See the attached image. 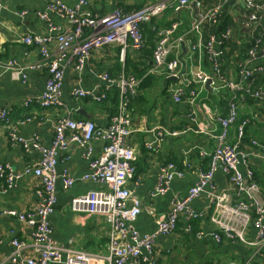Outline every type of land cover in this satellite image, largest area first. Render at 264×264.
I'll return each mask as SVG.
<instances>
[{
	"label": "built area",
	"instance_id": "built-area-1",
	"mask_svg": "<svg viewBox=\"0 0 264 264\" xmlns=\"http://www.w3.org/2000/svg\"><path fill=\"white\" fill-rule=\"evenodd\" d=\"M78 1V5L87 4V0ZM231 3L239 10L238 18L243 32L260 25L261 15H264V0H216L210 5H206L203 0H161L127 12L117 8L104 15L81 12L78 6L71 8L53 1L47 3L45 12L36 13L39 19L45 21L49 12L54 13L66 21V26L60 28L49 24L48 36L23 37L25 44L36 43L41 56L47 61L44 89L35 98H27L25 106L33 102L44 109L62 106L61 83L66 68L73 67L80 71L93 50L111 44L121 46V57L127 45L140 51L145 41L141 32L142 25L153 22L169 7L173 11L186 8L192 10L190 32L194 35V42L190 44L189 50L191 54L197 55L198 61L206 57L210 67V73L197 71L190 77L184 76L178 55L183 38L175 36L179 22L173 20L167 26L157 29L151 51L153 70L176 79L182 77L184 80L183 85H176L171 89L172 99L181 102L184 98L188 104H192L196 89L190 85L198 81L202 86L207 79L211 80V86L226 87L229 97L225 113L218 116L219 128L214 135V146L208 153V167L197 171L196 181L186 193L171 200L168 210L158 216L155 229L149 233L139 232L133 227L141 211V202L127 188L128 181L135 173L136 159L133 148L126 143L132 130L129 96L136 93L139 78L132 74H123L116 79L108 77L106 73L100 75L102 80L116 89L118 95L117 111L109 117L105 126H97L90 119L60 117L54 122L52 140L48 146L37 136L21 137L16 131L9 129L11 145L20 146L26 153L36 152L39 158L19 172L14 171L8 163L0 162V180L9 188L23 177L32 176L40 181L41 187L36 192L37 204L34 208L23 212L0 210V214L14 216L30 228L28 241L19 238L11 240L12 251L8 256V264H156V238L170 235L180 221L187 232H193V222L199 214L190 205L201 195H205L211 204L208 219L214 241L237 242L251 249L244 261L238 263L229 260L225 264H252L255 260L264 264L263 190L255 180L250 162L251 158L264 161V140L256 137L246 139L245 128L254 119L239 117V103L246 97L264 100V90L255 89L248 83L264 71V30L253 38L252 45L247 48L244 58L238 64V79H231L221 72L225 63L222 51L225 42L234 36L232 30L226 28L204 35L206 25H214L216 29L220 27L219 18L223 9ZM50 44H53L52 50L49 48ZM5 67L13 79L24 82L27 79V69L35 66L15 67L9 61ZM74 94L85 98L88 93L75 90ZM93 98L100 102L105 98V92ZM191 119L194 120L193 117ZM10 123L8 110L0 107V126L8 127ZM188 129L190 128L162 130L157 127L153 129L154 139L146 141L145 147L152 150L165 136H177ZM94 140H100L102 147L100 153L89 160L90 174L86 179L100 187L72 196L70 209L104 218L108 238L104 254L63 248L51 237L50 214L57 203V158L67 150L70 143L82 147L86 157H89L92 153L91 142ZM218 168L228 181V187L220 193L216 192L213 182ZM186 173L183 167L180 168L174 162L162 164L156 177V193L164 195L171 181ZM60 178L63 189H68L73 180L67 168L62 170ZM135 184H138V179ZM251 226L255 230L254 238L247 235ZM25 248H29L33 255L25 256Z\"/></svg>",
	"mask_w": 264,
	"mask_h": 264
},
{
	"label": "crops",
	"instance_id": "crops-1",
	"mask_svg": "<svg viewBox=\"0 0 264 264\" xmlns=\"http://www.w3.org/2000/svg\"><path fill=\"white\" fill-rule=\"evenodd\" d=\"M53 1L71 8L78 6L81 12L90 11L104 15L117 8L134 10L161 0H87L86 5H78V0H0V107L8 110L11 120L8 127L0 126V162L8 163L14 171L19 172L39 158L36 152L26 153L20 146L11 145L8 138L9 129L16 131L21 137L37 136L48 146L52 140L54 122L60 117L90 119L97 126H105L115 111L113 101L115 96L118 99V95L115 88L100 78L101 74L106 73L114 79L123 74H132L139 78L140 82L142 78L147 77L144 84H139L132 102V130L126 138V143L133 148L136 159L135 173L128 181L127 188L137 195L141 202V211L133 227L142 233L152 232L158 216L168 210L171 200L186 193L196 181L197 171L208 167V153L214 146V135L219 128L218 116L225 113L229 91L221 85H210L211 88L207 89L204 84L200 86L198 81H195L196 95L193 103L188 104L184 98L181 102H175L171 97V89L184 84L182 77L176 79L163 72L154 71L151 56L147 57L142 51L141 53L134 50L129 45L124 48L121 57V46L111 44L93 50L80 71L73 67L64 70L61 83L62 106L44 109L34 102L25 106L27 98H35L44 89L47 61L41 56L36 43L28 45L22 40L27 35L48 36L49 24L60 28L66 26L63 18L51 12L48 13L47 21L37 17L36 13L45 12L47 3ZM203 2L210 5L216 0ZM23 11L26 13L23 14ZM238 12L233 3L227 5L226 14L230 17L238 19ZM173 20L179 22L175 36L183 38L178 55L184 76L190 77L197 71L210 73L206 57L198 61L197 55L191 54L189 50L190 44L194 42V35L190 32L191 9L173 11L171 7L167 8L153 22L142 25L144 39L149 26L154 29L158 25L159 29ZM205 32L204 30L206 36ZM246 37H249L248 33L240 29V33H234L231 41L237 42L241 47L242 42H246ZM240 47L225 58L222 66L223 74L231 79H238L236 68L246 53H240ZM49 48L52 50L53 44H50ZM9 61H12L15 67H35L27 69V79L22 82L10 76L5 67ZM262 65L264 67V61ZM141 69L142 74L135 75V72ZM248 83L255 89L264 90V71ZM75 90L88 94L85 98H79L74 94ZM104 92L105 98L102 101L97 102L93 98ZM239 117L254 119L245 128L246 139L256 137L264 140V100L246 97L239 103ZM157 127L162 130L190 129L177 136L167 135L160 144L155 145L152 150H147L145 143L154 139L153 129ZM91 146L92 153L86 157L82 147L70 143L67 150L57 158V203L50 214L51 237L63 248L104 254L108 241L104 218L70 209L72 196L100 187L86 179L90 174L89 160L100 153L102 142L94 140ZM67 157L68 160H65ZM168 161L183 167L187 173L181 178L173 179L168 191L164 195H158L155 191L156 177L159 167ZM250 162L263 190L264 199V161L251 158ZM64 168L69 170L73 180L68 189H63L60 178ZM137 179L138 184H135ZM213 182L217 193L228 187L227 178L219 168L214 173ZM40 187V181L32 176L23 177L15 186L9 188L0 180V210L13 209L23 212L34 208L37 204L36 192ZM190 207L199 214L194 221L193 232H187L180 221L170 235L157 237L154 242L156 264H225L229 260L239 263L250 255L251 249L243 244L214 241L208 219L211 204L205 195L195 198ZM29 233L30 228L19 222L16 217L0 214V264H8V256L12 251L11 240L19 238L28 241ZM247 235L250 238L255 237L252 226ZM23 254L33 255L29 248H25Z\"/></svg>",
	"mask_w": 264,
	"mask_h": 264
},
{
	"label": "trees",
	"instance_id": "trees-1",
	"mask_svg": "<svg viewBox=\"0 0 264 264\" xmlns=\"http://www.w3.org/2000/svg\"><path fill=\"white\" fill-rule=\"evenodd\" d=\"M226 8H227V6L224 7L222 16L219 18L220 27L218 29H216L214 25H206L205 28H204V30L206 31L205 32L206 34L220 32V31H223L226 28L231 29L233 34L234 33L235 34L240 33V29H239L240 28V20H239V18L238 19H236V18L234 19L233 17H230L229 15H227L226 14ZM136 9H138V8H136ZM238 9H241V8H238ZM122 10L125 11V12L132 11V10H124V9H122ZM156 29H158V25H156V27L154 29H151L150 26H149V28H147L148 34L145 37V41H144L143 47L140 50V52L142 51L143 54L146 55L147 57L151 56V51H152V48L154 46V40L156 38ZM261 30H264V15H261L260 25H257L254 28L251 27V28L248 29V31L246 33H248L249 37L248 38L246 37V42L245 43L242 42V46L241 47H240V44L238 45L237 42H233V41H231V39L227 40L225 42L224 48H223V51H222L224 59L226 57H228V55H231L234 51L238 50V47H240V53L245 52L246 49L252 45V42L254 40L253 38L255 36H257V34ZM222 68H221V72H222ZM142 72H143V69L138 70V71L135 72V75H141ZM146 79H148V78L147 77L142 78L141 82L139 84H144L145 83L144 81ZM190 86L194 87L195 84L192 83ZM134 97H135V94H132V95L129 96V107L131 108V110H132V102H133ZM115 98L116 99H115V101H113V105L116 108H115V111L111 114V116L113 114H115L116 111H117L118 99H117L116 96H115ZM254 177H255V180L258 182L257 176H256L255 173H254ZM193 226H194V222H193ZM193 226H192V229L194 230ZM252 264H260V263L258 261L256 262V260H255V261H253Z\"/></svg>",
	"mask_w": 264,
	"mask_h": 264
},
{
	"label": "water",
	"instance_id": "water-1",
	"mask_svg": "<svg viewBox=\"0 0 264 264\" xmlns=\"http://www.w3.org/2000/svg\"><path fill=\"white\" fill-rule=\"evenodd\" d=\"M210 83H211V80L210 79H207L205 81V83H204V87L207 88V89L211 88ZM86 117L88 118V116H86Z\"/></svg>",
	"mask_w": 264,
	"mask_h": 264
}]
</instances>
